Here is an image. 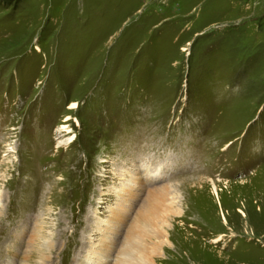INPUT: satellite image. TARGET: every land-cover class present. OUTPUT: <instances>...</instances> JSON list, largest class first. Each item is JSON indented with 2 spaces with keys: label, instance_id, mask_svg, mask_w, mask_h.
I'll use <instances>...</instances> for the list:
<instances>
[{
  "label": "rangeland",
  "instance_id": "obj_1",
  "mask_svg": "<svg viewBox=\"0 0 264 264\" xmlns=\"http://www.w3.org/2000/svg\"><path fill=\"white\" fill-rule=\"evenodd\" d=\"M163 186L169 241L136 242ZM132 241L129 264H264V0H0V264Z\"/></svg>",
  "mask_w": 264,
  "mask_h": 264
},
{
  "label": "bare ground",
  "instance_id": "obj_2",
  "mask_svg": "<svg viewBox=\"0 0 264 264\" xmlns=\"http://www.w3.org/2000/svg\"><path fill=\"white\" fill-rule=\"evenodd\" d=\"M123 175V174H122ZM132 181V180H131ZM135 180H133L132 182H134ZM130 182V181H129ZM129 182L128 181H125L123 184H122V187L120 188V189H118V197H120V198H122V199H124L125 201L129 198V197H131V195L133 194V191H132V189L131 190H129L128 191V193H126L127 192V190L130 188V184H129ZM198 183H194V186H196V185H199L198 187H199V189H203V188H205L204 187V185L205 184H208V187L210 186V189H211V191H212V193H213V195H214V197L215 198H217L218 196H219V192H223V190H220V188L218 187V184L215 182V181H213V180H199L198 179V181H197ZM203 182V183H202ZM134 184H135V182H134ZM165 186H163L160 190H158L157 189V191H155V192H152V194H150L154 199H153V201H154V203L153 204H149L150 205V207L148 208V209H146L145 211H141V214L139 215V217L137 218H135L136 219V221H134V225H132V226H130L129 228H128V230L126 231V233L128 232V235H130V238H135V236H136V242L138 241V240H140V234H141V232H140V230H139V233H137V234H135V231L133 230V229H135L136 228V223L137 224H144V225H146V227H148V226H151V228L149 227V229H148V232H149V234H150V236L151 237H153V238H156L157 239V241H159V243L160 244H164L165 242H167V241H169L168 240V236H167V233H166V229H168L169 227H170V224L169 223H167V221H163L162 223H163V229H157V228H153V225H152V223H151V220L153 219V217L151 218V216L153 215V214H156V213H158V210H160L159 208H161V207H163L164 206V209L166 208V205H164L165 204V201H166V199H168V195H169V193L171 192V191H169V186L168 187H166V188H164ZM226 189H228V188H226ZM124 195V196H123ZM229 196H231L232 197V195L231 194H229ZM126 197H128V198H126ZM230 197V198H231ZM240 199V198H239ZM152 201V200H151ZM150 201V202H151ZM193 203V202H192ZM235 203V202H234ZM146 206V205H145ZM168 211L167 210H165V213H166V215L167 216H169L171 213H172V215L173 216H175V215H180L181 214V209L179 208V206H178V203L175 201V200H173L172 199V197H171V201L170 202H168ZM195 206H196V209L199 211V210H203V211H205V206H204V204H203V202L201 201V200H198V201H196V203H195ZM142 210H143V208H142ZM163 211L164 210H160V212H162L163 213ZM201 214V213H200ZM153 216H156V217H158V215H153ZM166 217V216H165ZM159 218V217H158ZM159 220V219H158ZM160 220H161V218H160ZM223 220H226L225 218H223ZM100 223V226H102L103 224H101V222H99ZM161 225V224H160ZM139 226V225H138ZM42 226H36V228L34 229V231L30 234L31 236L29 237V243L33 240V241H35V244H36V246H35V244L33 243V242H31V249L32 250H35V252L36 253H39V252H41V250H44V249H52L51 247H52V243H46V244H40L39 242H36L37 241V239H39V238H42L43 237V233H42ZM107 231V229L106 228H104V229H102L101 230V232H106ZM137 238H138V240H137ZM135 242V243H136ZM134 243V244H135ZM133 244V241H132V243H130L126 248H127V250L124 252L125 254H126V256H125V259L123 260V262H121V263H119L118 262V258L116 259V263L115 264H129V262L128 261H126V260H129V255H130V253H131V249H132V246L134 245ZM142 245L143 244H141L139 247L140 248H144V247H142ZM134 247H135V245H134ZM44 248V249H43ZM48 249V250H49ZM88 252H90V255L88 256V257H85V259L82 261V262H80V264H98L97 263V260L99 259V255H96V256H94V255H92V254H94L91 250L89 251L88 250ZM47 253V252H46ZM119 255V254H118ZM94 257V258H93ZM44 259H46V258H44Z\"/></svg>",
  "mask_w": 264,
  "mask_h": 264
}]
</instances>
